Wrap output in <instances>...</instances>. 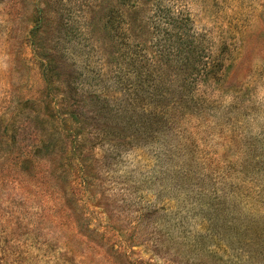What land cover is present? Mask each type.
Returning a JSON list of instances; mask_svg holds the SVG:
<instances>
[{"label": "rangeland", "instance_id": "rangeland-1", "mask_svg": "<svg viewBox=\"0 0 264 264\" xmlns=\"http://www.w3.org/2000/svg\"><path fill=\"white\" fill-rule=\"evenodd\" d=\"M178 4L193 93L152 0H0V264H264V0Z\"/></svg>", "mask_w": 264, "mask_h": 264}, {"label": "trees", "instance_id": "trees-1", "mask_svg": "<svg viewBox=\"0 0 264 264\" xmlns=\"http://www.w3.org/2000/svg\"><path fill=\"white\" fill-rule=\"evenodd\" d=\"M125 1L136 6L138 0ZM151 7L147 20L155 35L153 55L165 59L167 67L178 68L181 71L180 88L188 87L193 93L200 84L209 81L220 71L221 59L218 53L214 54L204 38L194 33L191 18L188 13L179 9L178 0H152ZM141 53L140 50L139 54ZM153 87L157 88L158 85L153 84ZM248 224L246 230L236 234V242L244 241V245L251 242L249 244L256 248H249V253L264 255V225L252 222ZM227 228L232 230L231 226ZM217 229L220 227L217 226ZM234 231L240 229L236 228ZM240 235L243 236L242 240L238 239Z\"/></svg>", "mask_w": 264, "mask_h": 264}]
</instances>
